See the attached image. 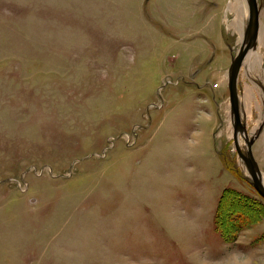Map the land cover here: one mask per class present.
Returning a JSON list of instances; mask_svg holds the SVG:
<instances>
[{"label": "rangeland", "instance_id": "rangeland-1", "mask_svg": "<svg viewBox=\"0 0 264 264\" xmlns=\"http://www.w3.org/2000/svg\"><path fill=\"white\" fill-rule=\"evenodd\" d=\"M239 17L235 0H0V264H246L264 246L225 95L222 168L178 146L193 120L175 135L185 100L205 109L194 81L218 84L211 61ZM258 252L247 264H264Z\"/></svg>", "mask_w": 264, "mask_h": 264}, {"label": "crops", "instance_id": "crops-1", "mask_svg": "<svg viewBox=\"0 0 264 264\" xmlns=\"http://www.w3.org/2000/svg\"><path fill=\"white\" fill-rule=\"evenodd\" d=\"M246 7L247 5V0H244ZM257 4L259 7V12H262V0H257ZM237 2L235 0V9L238 15L240 16L238 23H237V38H238V28L241 25V14L239 10L236 7ZM238 6V5H237ZM262 14V13H261ZM247 17H248V10L246 14V19L244 22V29L243 33L241 36V39L237 42L236 41L233 44H228V47L226 48V54H222L219 56H216V59H214L213 62L214 65H211L209 68V71L212 72L211 76L217 77L219 82L217 86L213 87V82L211 79H201L198 75L197 82L196 80L194 81V85L196 90H193V95L199 100H202L203 105H201V108H205L201 111H198L197 113L193 114V111H190L191 109V104L193 103V99L190 100H185L182 105L180 110H176L174 113V119L180 124L179 128L176 129V140L178 137H180V134L185 132L187 130V124L189 120L194 121V125L192 127V135L188 140L185 142L184 139H178L181 144L178 143V146H184V149L187 150V157L190 159L192 162H218L219 166L222 168V158L219 156L220 152V147L218 146L217 142V135H216V125L218 124V116L217 112L215 109V102L217 100L215 91L217 93L222 92V95H225V102L228 100V106H229V91H228V69L231 64L232 59L236 55L238 48L242 42L243 39V34L245 30V26L247 23ZM259 30V29H258ZM261 35L262 39L264 38V33L262 31V15H261ZM261 39V40H262ZM257 39H256V45H257ZM219 46H222L223 43L217 42ZM259 50L261 51V56L258 55V60L256 59L255 56V51H256V46L254 48H250L248 52L246 53L245 57L242 60L241 65L243 64L244 61L246 63L244 64L243 68L247 65L248 70L250 71L249 76H254L255 80L258 83L251 84L249 89V95L247 94L248 102L247 105L250 108V111H256L258 114L257 119L255 120L253 125H250L249 122V112L245 108L246 106L244 105L245 100V95H242L240 92V77L242 70L237 76V81H236V89H237V95H238V103H239V111H240V116L242 121L244 122L247 130V134L250 138H253V142L251 145V150L253 157L257 163L258 168L260 171L263 173L264 176V171H263V163L264 162V157L258 153V144L260 141H264V102L263 106L261 108L263 109V112L260 113L258 112V99L256 94H261V96H264V72L260 73L258 72L257 66L259 65L260 68L264 71V47L260 48ZM224 51V49L222 50ZM215 56L212 57V59ZM220 59V60H219ZM219 60V61H218ZM227 61L225 68L223 67V61ZM218 61V64L216 65V62ZM241 67V66H240ZM260 70V69H259ZM239 73V72H238ZM225 75H226V81H225ZM207 77V76H206ZM253 81V82H256ZM226 89H227V96H226ZM263 101V100H262ZM205 105V106H204ZM190 106V107H189ZM225 112H226V121L227 124L225 126L226 133L229 130V127L231 129V135H230V140L233 141L232 138V120H231V114H230V108L229 112L227 115V104L225 105ZM233 143V142H232ZM241 146H244V143H240ZM234 146V145H233ZM264 249V246L257 247L253 249L248 255V259H246V264L249 261H252L251 259L253 257H256L261 254V251Z\"/></svg>", "mask_w": 264, "mask_h": 264}, {"label": "water", "instance_id": "water-1", "mask_svg": "<svg viewBox=\"0 0 264 264\" xmlns=\"http://www.w3.org/2000/svg\"><path fill=\"white\" fill-rule=\"evenodd\" d=\"M248 17L245 26L242 42L238 51L231 61L228 69V91H229V108L232 120V138L233 145L238 157L244 163L249 174V182L257 194L264 200V181L260 169L253 157L251 145L253 138L247 134L246 126L241 119L236 89L238 72L243 58L250 48L256 46V39L259 29V7L257 0H247ZM242 138L244 146L240 145Z\"/></svg>", "mask_w": 264, "mask_h": 264}, {"label": "bare ground", "instance_id": "bare-ground-1", "mask_svg": "<svg viewBox=\"0 0 264 264\" xmlns=\"http://www.w3.org/2000/svg\"><path fill=\"white\" fill-rule=\"evenodd\" d=\"M236 2H237V5H236V7H237V9L239 10V12H240V14H241V17H242V20H241V25L239 26V28H238V38H237V42L241 39V36H242V33H243V29H244V22H245V19H246V14H247V7H246V5H245V2H244V0H236ZM262 13V12H261ZM260 12H259V30H258V36H257V45H256V53H255V56H256V59L258 60V51H259V47H260V44H261V37H262V33H261V14ZM190 29V26H188L187 28H186V30H189ZM183 31H185V30H183ZM226 63H227V61H223V67L225 68V66H226ZM246 63V61H244L243 62V64L241 65V67H240V69H239V73H238V76H239V74H240V72H241V70H242V68H243V66H244V64ZM225 81H226V75H225ZM217 86V85H216ZM226 96H227V89H226ZM226 104H227V115H228V112H229V106H228V100L226 101ZM228 133H229V137H230V135H231V129H230V127H229V130H228ZM242 138H240V143H242Z\"/></svg>", "mask_w": 264, "mask_h": 264}, {"label": "trees", "instance_id": "trees-1", "mask_svg": "<svg viewBox=\"0 0 264 264\" xmlns=\"http://www.w3.org/2000/svg\"><path fill=\"white\" fill-rule=\"evenodd\" d=\"M226 191H227V189L222 192L220 199H222V197L224 196V194L226 193Z\"/></svg>", "mask_w": 264, "mask_h": 264}]
</instances>
